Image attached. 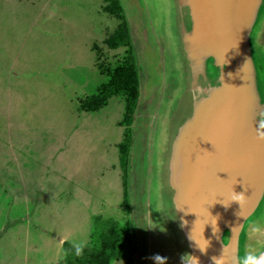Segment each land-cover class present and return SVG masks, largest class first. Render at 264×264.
Listing matches in <instances>:
<instances>
[{"label":"rangeland","instance_id":"374dc122","mask_svg":"<svg viewBox=\"0 0 264 264\" xmlns=\"http://www.w3.org/2000/svg\"><path fill=\"white\" fill-rule=\"evenodd\" d=\"M160 52L138 0H0V264H66L65 242L87 248L113 223L131 245L129 259L110 263L144 264ZM126 65L135 70L133 112L124 94L90 111L85 100Z\"/></svg>","mask_w":264,"mask_h":264},{"label":"water","instance_id":"95a60500","mask_svg":"<svg viewBox=\"0 0 264 264\" xmlns=\"http://www.w3.org/2000/svg\"><path fill=\"white\" fill-rule=\"evenodd\" d=\"M138 3L163 64L146 136L144 264H237L247 246L264 249L251 232L264 227V0Z\"/></svg>","mask_w":264,"mask_h":264},{"label":"trees","instance_id":"16d2710c","mask_svg":"<svg viewBox=\"0 0 264 264\" xmlns=\"http://www.w3.org/2000/svg\"><path fill=\"white\" fill-rule=\"evenodd\" d=\"M121 31V30H120ZM119 30L110 37L108 43L111 48H115L122 38ZM135 70L131 65L124 66L120 72L112 76L111 81L106 84L102 93L91 96L85 100L87 108L92 111H98L109 97L120 94L125 95V103L129 113L135 108L137 94L134 88ZM128 116L124 117V123H128ZM129 146L121 144L119 146L122 154L120 161L124 165V154ZM130 240L127 236H122L117 232V224L112 225L105 230H95L93 236V245L82 248L81 254L76 255L72 246L65 242L64 249L66 254V264H109L112 259H129L130 257Z\"/></svg>","mask_w":264,"mask_h":264},{"label":"clouds","instance_id":"9594fccd","mask_svg":"<svg viewBox=\"0 0 264 264\" xmlns=\"http://www.w3.org/2000/svg\"><path fill=\"white\" fill-rule=\"evenodd\" d=\"M264 111L260 113V120L258 121L256 127V138L257 140L264 142ZM211 143L210 141H207ZM240 195L237 194L234 196V199H239ZM252 233H259L264 235V227H261L259 224H253L251 227ZM72 247L76 255H80L82 251V245L79 243H73ZM150 259L154 264H164L167 257H162L159 254H153ZM181 264H198V258L190 254H182L180 257ZM214 264H224V257H214ZM237 264H264V249H254L251 246H247L243 256L237 259Z\"/></svg>","mask_w":264,"mask_h":264},{"label":"crops","instance_id":"0c3cea01","mask_svg":"<svg viewBox=\"0 0 264 264\" xmlns=\"http://www.w3.org/2000/svg\"><path fill=\"white\" fill-rule=\"evenodd\" d=\"M110 264H112V263H110Z\"/></svg>","mask_w":264,"mask_h":264}]
</instances>
